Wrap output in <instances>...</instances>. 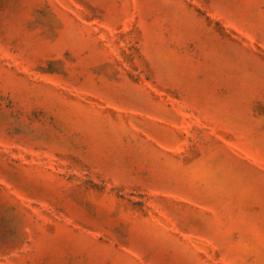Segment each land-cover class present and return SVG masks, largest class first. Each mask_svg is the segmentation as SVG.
<instances>
[{"label":"rangeland","instance_id":"374dc122","mask_svg":"<svg viewBox=\"0 0 264 264\" xmlns=\"http://www.w3.org/2000/svg\"><path fill=\"white\" fill-rule=\"evenodd\" d=\"M0 264H264V0H0Z\"/></svg>","mask_w":264,"mask_h":264}]
</instances>
